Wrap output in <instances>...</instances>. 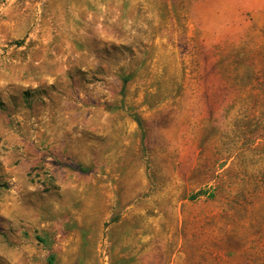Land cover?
<instances>
[{
	"label": "rangeland",
	"instance_id": "374dc122",
	"mask_svg": "<svg viewBox=\"0 0 264 264\" xmlns=\"http://www.w3.org/2000/svg\"><path fill=\"white\" fill-rule=\"evenodd\" d=\"M50 257L264 264V0H0V264Z\"/></svg>",
	"mask_w": 264,
	"mask_h": 264
},
{
	"label": "trees",
	"instance_id": "16d2710c",
	"mask_svg": "<svg viewBox=\"0 0 264 264\" xmlns=\"http://www.w3.org/2000/svg\"><path fill=\"white\" fill-rule=\"evenodd\" d=\"M225 68L226 67L222 68L224 72H225ZM225 77L227 79V82H230L233 86L239 85L240 87L246 88L248 85H250L248 84V78H246V76L243 73L237 74L236 76L231 77V79H229L227 76ZM200 194H201V190L197 192L196 194H194L192 198H197ZM49 264H54V257L49 258Z\"/></svg>",
	"mask_w": 264,
	"mask_h": 264
}]
</instances>
